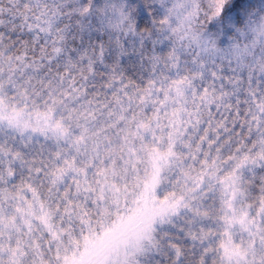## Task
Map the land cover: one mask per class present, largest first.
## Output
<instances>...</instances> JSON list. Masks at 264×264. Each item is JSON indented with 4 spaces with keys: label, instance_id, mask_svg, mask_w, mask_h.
I'll return each mask as SVG.
<instances>
[{
    "label": "snow or ice",
    "instance_id": "6c2138e0",
    "mask_svg": "<svg viewBox=\"0 0 264 264\" xmlns=\"http://www.w3.org/2000/svg\"><path fill=\"white\" fill-rule=\"evenodd\" d=\"M0 264H264V0H0Z\"/></svg>",
    "mask_w": 264,
    "mask_h": 264
}]
</instances>
